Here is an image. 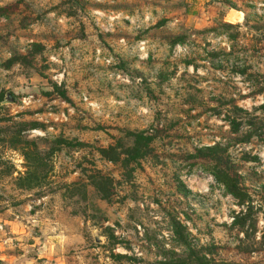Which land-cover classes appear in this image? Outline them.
I'll use <instances>...</instances> for the list:
<instances>
[{
	"label": "rangeland",
	"instance_id": "rangeland-1",
	"mask_svg": "<svg viewBox=\"0 0 264 264\" xmlns=\"http://www.w3.org/2000/svg\"><path fill=\"white\" fill-rule=\"evenodd\" d=\"M63 2L68 5L65 9L67 16L74 18V27H70L63 35L53 31H31L33 24L43 21L41 16L33 15L34 10L26 0H6L0 6L12 11L9 16L0 17V93L3 95L0 102V257L3 259H0V264H160L161 261L128 255L133 252L134 247H139L140 251L147 248L151 254V247L140 245V240H147L149 244L156 243L158 248L159 244L154 234L145 232L143 237L140 236V230L136 227L139 223L138 209L128 208L125 211L126 202L130 198L133 201L138 199L136 185L132 186V191L127 190V182L131 179L133 170L123 167L119 162L109 161L98 152L99 148H105L99 146L101 140L97 138L98 134L106 133L107 128L112 125L87 123L80 116H73L68 120L62 118V115H69L64 105L67 103L75 106L76 102L69 95V88L64 83L56 86L45 75L49 70L45 53L50 48L60 51L66 46L62 41L67 40L68 44H72L68 53L76 59L77 51L89 48L98 41L108 52L113 53L117 61L108 66L110 71L117 70L142 77L145 98L149 101L164 104L173 102L168 111L176 118L163 128L157 126L156 129V136L165 140L173 134V129L182 127V121L200 119L211 113L217 117L224 114V118L231 122L230 130L234 133L240 132L244 126L245 121L240 117H249L246 123L253 132L243 133L236 139V143L250 144L252 135L257 131L259 142L264 143V120L251 117L244 108L239 107L232 95L236 87L231 84V79L236 74H247L249 80L258 79L259 74L250 73L249 70L254 64L264 62V24L255 23L247 31L239 30V24L227 20L223 25H216V9L210 5L228 4L230 0H198L202 10L195 13L190 6L191 0H166L163 9L166 14L149 28L135 29L133 33L127 30L131 27L130 20L124 19L119 23L113 20L109 24L106 18H102L101 29L95 22L86 23L80 20L77 9L86 15V10L91 6L111 14L127 12L141 4L159 6V0H115L113 3L105 0L95 4H91L90 0ZM172 21H177L176 30L167 27ZM225 32L227 49L230 50L221 45L214 47L212 43V39ZM12 36L17 41L29 42L24 46L26 52H21L18 47L9 43ZM210 36L212 39H209ZM142 39L156 45L155 52L149 50L144 61L136 55L121 56L115 52V49L121 47L120 40L131 45ZM189 42V53L181 52L177 55L176 45L183 48ZM164 48L167 49L166 54L160 52ZM4 49L12 52L10 59H4ZM37 56L40 57L39 68L36 67ZM17 63L21 68L13 72ZM137 63L140 68L135 67ZM155 65L160 66L159 70ZM88 66L86 63L85 67ZM52 67L55 68L56 65L53 64ZM189 68L191 72L188 71ZM202 69L207 71V75H200ZM3 72L12 75L4 78ZM145 72L149 76H155V87L148 84ZM217 73L227 75L228 79H222ZM85 78L82 77L80 82ZM172 80L176 81L175 85L170 83ZM80 82L74 83L72 87H78ZM165 87L175 89L172 96H166ZM22 88L34 90L17 91ZM261 92L264 89L239 94V99H254ZM29 95L30 103L22 106V101ZM197 108L201 110L196 112ZM261 110H264V104L253 105V112ZM156 118H161L160 112H157ZM232 122L240 123L239 129L235 131V124ZM32 123L37 124L31 126ZM204 123L207 126V122ZM188 126L191 127V124ZM49 128L52 129L51 132L48 131ZM32 130L47 134L29 138ZM128 133L127 136L131 137ZM108 135L115 143H110L107 148L113 146L119 150L120 145H125L122 139ZM21 137L33 142L40 153L39 156L32 155L37 158V175L40 178V185L33 189H23L17 185L16 178L25 172L21 173L6 158L15 153L23 158L21 168L27 166L20 150L21 144L16 142ZM22 145L28 144L23 141ZM239 159L246 163H258L260 157L244 151ZM223 162L227 164L229 171L237 173L243 189L248 194L252 193L249 195L255 212L244 224H233L232 221L229 225L227 220H223L222 225L218 223L217 227L227 231L218 238L213 237V243L207 247L197 250L188 244L187 261L177 260L174 252L163 251L162 254L169 257L168 262L200 264V258L203 264H260L259 259H250L249 247L240 244L233 246L228 240L232 238L233 232L245 231L246 235H254L261 230L264 206L258 207L253 195L258 196L260 203L264 205V176L254 168H245L243 163H232L230 157ZM97 173L101 175L100 178L96 177ZM74 182L78 183L74 186ZM236 208L241 211L237 213ZM245 212V207L237 202L235 208L228 212V217ZM48 225L56 231H45ZM175 231L177 238L183 241L185 229L181 226L176 227ZM212 233L213 229L209 227L208 234L211 236ZM6 240L11 241V246L5 244ZM118 246L123 251H116ZM251 250L258 256L261 251L258 248ZM203 252L208 255H201ZM117 254L126 255L130 259H118L115 257ZM159 254L160 252L157 253Z\"/></svg>",
	"mask_w": 264,
	"mask_h": 264
},
{
	"label": "clouds",
	"instance_id": "clouds-1",
	"mask_svg": "<svg viewBox=\"0 0 264 264\" xmlns=\"http://www.w3.org/2000/svg\"><path fill=\"white\" fill-rule=\"evenodd\" d=\"M103 2L105 0H90L91 4ZM107 2L113 3L115 0H107ZM5 3L6 0H0V6ZM26 3H29L34 10L33 15L41 16L43 21L33 24L31 31L35 33L53 31L58 35H63L70 27H74V18L67 16L65 9L68 5L63 0H26ZM165 6L166 0H159V6L141 4L127 12L109 14L105 10L91 6L86 10V15L79 9L77 12L80 20L86 23L95 22L100 25L101 29H103L102 18H106L109 24L113 20L118 23L124 19L130 20L131 27L127 30L134 33L135 29L149 28L155 24L161 16L166 14L163 10ZM190 6L194 13L202 10V5L198 0H191ZM210 7L216 9L214 21L216 25H223L227 20L239 24V30L247 31L255 23L264 24V0H230L228 4L214 3ZM176 23L177 21H172L167 27L170 30H176ZM92 39L95 40V37ZM209 39H212V36ZM9 43L18 47L21 52H26L24 46L29 42L17 41L16 37L12 36ZM62 43L66 46L60 51L50 48L45 53L49 64V70L45 75L54 81L56 86L64 83L69 88V95L76 102L75 106L67 103L64 105L67 107L69 115H62V118L68 120L70 117L80 116L84 117L87 123L112 125L107 128L106 133H100L97 136L101 140L99 146L105 148L110 143H115L108 134L122 139L125 142V147H135L134 143L129 144L128 141H134L137 136L144 138L145 141L152 138L151 143L141 146V155L136 160L129 161L127 165L128 169L133 170L131 179L127 182V190L132 191V186L136 185L138 199L133 201L130 198L126 202L125 211L128 208L139 210L137 216L139 223L136 224V227L140 230V236L143 237L145 232L150 235L154 234L159 248L156 243L149 244L147 240H140V245L151 247V254L148 253L147 248L140 251L139 247H134L133 252L128 255L166 262L169 257H165L162 253L169 251L176 254L177 260L187 261L188 244L197 250L209 246L213 243V237L218 238L227 231L222 227H217L218 223L222 225L223 220H227L231 225L235 219V217H228V212L235 208L237 201L230 195L226 181L221 174L222 169L227 166L223 161L230 157L232 163H243L245 168H254L257 173L264 176V143L259 142V132L252 135L250 144L236 143V139L243 133L253 132L251 126L246 123L249 117H240L242 121H245L244 126L240 132L234 133L230 130L231 122L224 118V114L217 117L208 113L200 119L182 121V127L173 129V134L166 140L156 136L157 126L163 128L170 120L176 118L172 112L168 111L172 101L167 104L149 101L145 98L146 92L145 86L141 83L142 77L117 70L110 71L108 66L117 61L114 59L113 53L108 52L98 41L89 48L77 51L76 59H73L68 53L72 44H68L67 40ZM212 43L214 47L221 45L226 50H230L227 49L226 32L212 39ZM119 44L121 47L115 49L116 53L121 56L136 55L140 57L141 61L147 59L149 50L155 52L156 49V45L151 44L147 39H142L131 45L125 40H120ZM189 51L190 42L183 48L179 44L176 45L177 55L181 52L189 53ZM160 52L166 54L167 49H161ZM3 56L5 60L10 59L12 52L4 49ZM36 60L38 61L36 67L39 68L40 57L37 56ZM86 63L89 65L88 67H85ZM53 64L56 65L55 68L52 67ZM135 67L140 68L141 66L137 63ZM159 67V65H155L157 70ZM20 68L21 65L17 63L13 72ZM188 71L191 72V68ZM249 72L258 73V79L249 80L247 74L244 76L236 74L231 79V84L236 87V91L232 95L236 98L239 107L244 108L251 117H260L261 120H264V110L253 112V105L264 104V92L254 99L244 101L239 99V94L264 89V62L258 65L254 64ZM10 75L12 73L3 72L4 78ZM144 75L148 77V84L155 87V76H149L147 72ZM200 75H207V71L202 69ZM217 75H220L222 79H228L227 75L220 73ZM82 77L86 78L80 82ZM77 82H80L79 86L73 88V84ZM170 83L175 85L176 81L172 80ZM32 90L34 89H17L18 92ZM174 90L170 87L164 88L166 96H172ZM30 101L31 96L29 95L22 101V106H27ZM200 110L197 108L196 112ZM157 112L161 113L160 119L156 118ZM205 121L207 126H205ZM189 123L191 127L188 126ZM48 131L51 132L52 129L49 128ZM128 132L132 133L131 137L127 136ZM46 134L39 130H32L29 133V138ZM146 148L154 149V151L146 152ZM244 151H248L252 156L258 154L259 162L241 161L239 157L243 155ZM6 158L11 160L21 173L28 170L27 167L21 168L23 162L21 156L11 153ZM126 159H128V153L121 151L120 162L123 163ZM249 194L252 195V193ZM253 200L258 207L264 206L260 203L258 196L253 195ZM37 203L39 202L37 201ZM244 207L246 208L247 205L245 204ZM240 211L241 209L236 208L237 213ZM177 223L185 229V241H181L176 236ZM84 227L87 229V226ZM209 227L213 229L211 236L208 234ZM48 230L56 231L51 225L45 229V231ZM231 236L232 238L228 240L230 244L249 247L250 259H259L260 264H264V220L261 222V230L254 235H246L245 231H237L233 232ZM225 239H227L226 235ZM5 244L11 246V241L6 240ZM253 248L261 249L259 256L251 250ZM115 250L123 251L119 246ZM158 252H160L159 255H157ZM201 255L207 256L208 254L203 252Z\"/></svg>",
	"mask_w": 264,
	"mask_h": 264
},
{
	"label": "trees",
	"instance_id": "trees-1",
	"mask_svg": "<svg viewBox=\"0 0 264 264\" xmlns=\"http://www.w3.org/2000/svg\"><path fill=\"white\" fill-rule=\"evenodd\" d=\"M11 9H7V7H0V17L2 16H9V14L11 13ZM228 24V23H226ZM12 61V59L10 60V62ZM2 93H0V102L2 100ZM233 124H235V126L233 127V129L236 131L237 129H239V124L240 123H236V122H232ZM37 123H32L31 126H35ZM233 126V125H232ZM129 136H132V133L129 132L128 133ZM19 135V133H18ZM18 138L16 139V142H20L21 146H20V150L21 153L23 155V157L25 158V160L27 161V171H25V173L21 176H19L18 178H16V183L20 188L23 189H33L36 188L40 185V178L39 175H37L38 173V168L39 166L36 163L37 158H33L32 155H36L39 156L40 153L37 149V146L33 143V142H29L27 139H22ZM152 138H148L147 141L144 140V138L137 136L135 137V140L132 141L130 140L129 144H133L135 145V147H125V145H120L119 150L113 146H110L108 148H99L98 152L105 158H107L109 161L112 162H119L123 167H127L129 161H133L136 160L140 155H141V146L144 145L145 143H151ZM25 141L26 144H28L27 146L22 145V142ZM62 143L64 142V140L61 141ZM30 143V144H29ZM66 143V141H65ZM70 143V142H69ZM78 144H82V143H78ZM29 145H32L29 146ZM19 148V147H18ZM121 151H124L126 153H128V159L124 160L123 163L120 162V155H121ZM146 152H150L151 149H145ZM112 154V155H109ZM223 179L226 181V185L228 188V191L230 193V195L232 197H234L238 204L241 206H245V204L247 205L246 212L245 213H241V215L237 214L235 215V219H233V224H244V222H246L250 215L255 212V210L253 209V205L251 203V197L248 194L247 191H245L243 189V187L240 185L239 180H238V175L235 172H231L227 169V167L222 169L221 172ZM96 177H101V175H99V173H97ZM91 178H94V176H92ZM76 183L78 182H74L73 185L75 186ZM176 227H181L178 223ZM176 232V231H175ZM177 233V232H176ZM186 240V237H183V241ZM189 247V245H188ZM114 256V255H113ZM115 257H117L118 259H130V257H127L126 255H115ZM200 264H203L202 259L199 258ZM160 264H172L171 262H159ZM204 264H208V263H204Z\"/></svg>",
	"mask_w": 264,
	"mask_h": 264
}]
</instances>
